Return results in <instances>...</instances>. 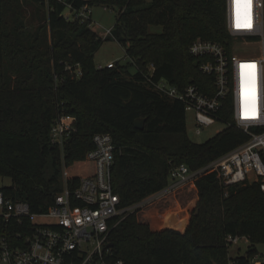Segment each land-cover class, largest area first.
Listing matches in <instances>:
<instances>
[{"label": "trees", "instance_id": "16d2710c", "mask_svg": "<svg viewBox=\"0 0 264 264\" xmlns=\"http://www.w3.org/2000/svg\"><path fill=\"white\" fill-rule=\"evenodd\" d=\"M8 1L0 0V68L14 53L22 57L24 72L17 68L15 79L0 74V175L11 178L7 190L32 210L44 211L54 202L65 174L72 189L83 176L95 174L87 154L96 133H110L117 146L112 181L123 204L166 186L172 167L186 163L197 169L249 138L230 124L203 143L192 141L184 103L150 80L167 79L179 89L195 83L215 92L213 77L201 72L189 48L198 38L231 45L226 0H67L75 7H119L112 35L125 47L135 73L116 63L111 68L95 63L94 54L111 35L68 21L65 2L37 0L47 10L51 38L46 40L41 31L32 39L8 27ZM77 63L80 77L65 70ZM227 108L220 113L232 120ZM60 113L77 117V130L63 150L50 137ZM138 118L146 119L144 129L135 127ZM238 185L226 189L219 173L209 171L139 208L111 232L113 259L248 264L264 243V192L259 182ZM228 235L246 236L251 245L232 256Z\"/></svg>", "mask_w": 264, "mask_h": 264}, {"label": "built area", "instance_id": "2783aa9c", "mask_svg": "<svg viewBox=\"0 0 264 264\" xmlns=\"http://www.w3.org/2000/svg\"><path fill=\"white\" fill-rule=\"evenodd\" d=\"M56 1L67 4L69 11H64V17L68 21L92 27L91 4L75 7L67 0ZM225 23L231 45L198 38L189 48L200 60L201 72L213 77V94L195 83L179 89L167 79L150 80L159 91L182 101L186 113L187 109L194 111L197 133L222 122L226 127L237 126L249 138L197 169L186 163L172 167L166 186L139 201L123 204L112 181L117 146L110 133H96L95 146L87 154L95 164V174L83 176L74 189L65 174L63 190L46 210H32L27 201L13 196L7 185L0 184V264H129L124 259H113L111 232L139 208L209 171L219 173L226 189L259 182L264 192V0H246L239 11L234 0H226ZM108 35H112V28L105 31L104 36ZM236 40L247 45L261 41L259 54L237 51ZM114 65L110 62L107 67ZM65 70L74 77L83 73L79 63L67 64ZM225 108L230 110L232 120L221 115ZM76 130L77 117L60 113L51 128V142L63 150ZM242 239L249 242L246 236L227 237L230 248ZM248 264H264V253L253 254Z\"/></svg>", "mask_w": 264, "mask_h": 264}, {"label": "rangeland", "instance_id": "374dc122", "mask_svg": "<svg viewBox=\"0 0 264 264\" xmlns=\"http://www.w3.org/2000/svg\"><path fill=\"white\" fill-rule=\"evenodd\" d=\"M234 1L236 4V0ZM6 9L5 19L9 28L18 27L19 32L23 33L24 36L30 37L31 35L32 39L35 38L37 33L40 31L45 36L46 40L51 38L47 25V10L37 0H9ZM68 11L69 8H66L65 13ZM91 11L93 21L91 28L98 32V34L102 37H105V31L109 28H114L117 23L119 7L116 5H109V7H105L104 5L99 4L91 7ZM234 44L237 46V51L243 53L249 52L248 54L251 56L258 55L260 52L261 41L255 45H247L246 43H243L242 40H236ZM94 60L98 66H107L110 62H115L118 67L124 66L131 73L136 72L135 66L129 63L130 59L126 55L125 47L113 35L102 43L94 54ZM21 65H23L22 57L14 53H9L2 63L0 74L2 73L3 77H6V79H15L18 76L15 73L17 68L21 72H24L20 69ZM186 126L188 137L197 143L207 141L226 128L224 123L216 122L210 126L203 127L201 133H197L195 114L191 109H187ZM81 160V167L85 173L87 170L84 168L87 165L86 156ZM11 183V178L0 175L1 185L9 186ZM250 245V242L247 243L244 239H242L238 244L231 246L230 253L232 256L238 255L239 253L244 254ZM238 247L240 248V251H238ZM257 249L260 253H264V243L258 244Z\"/></svg>", "mask_w": 264, "mask_h": 264}, {"label": "water", "instance_id": "95a60500", "mask_svg": "<svg viewBox=\"0 0 264 264\" xmlns=\"http://www.w3.org/2000/svg\"><path fill=\"white\" fill-rule=\"evenodd\" d=\"M179 0H174L175 3H177ZM145 118H138L136 121H135V127L137 129H144L145 127ZM110 246H113V243L111 242L109 244Z\"/></svg>", "mask_w": 264, "mask_h": 264}, {"label": "bare ground", "instance_id": "6f19581e", "mask_svg": "<svg viewBox=\"0 0 264 264\" xmlns=\"http://www.w3.org/2000/svg\"><path fill=\"white\" fill-rule=\"evenodd\" d=\"M245 1H246V0H236V4H237V2H239V4L236 5V11H239V8L241 9V7H242L243 5H245Z\"/></svg>", "mask_w": 264, "mask_h": 264}, {"label": "crops", "instance_id": "0c3cea01", "mask_svg": "<svg viewBox=\"0 0 264 264\" xmlns=\"http://www.w3.org/2000/svg\"><path fill=\"white\" fill-rule=\"evenodd\" d=\"M248 243V242H247ZM238 251H240V248L238 247ZM240 254V253H239Z\"/></svg>", "mask_w": 264, "mask_h": 264}]
</instances>
